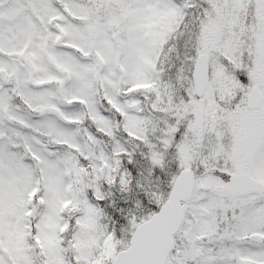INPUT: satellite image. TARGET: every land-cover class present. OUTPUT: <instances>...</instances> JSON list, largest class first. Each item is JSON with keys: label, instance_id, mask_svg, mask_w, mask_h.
Listing matches in <instances>:
<instances>
[{"label": "snow or ice", "instance_id": "snow-or-ice-1", "mask_svg": "<svg viewBox=\"0 0 264 264\" xmlns=\"http://www.w3.org/2000/svg\"><path fill=\"white\" fill-rule=\"evenodd\" d=\"M0 264H264V0H0Z\"/></svg>", "mask_w": 264, "mask_h": 264}]
</instances>
